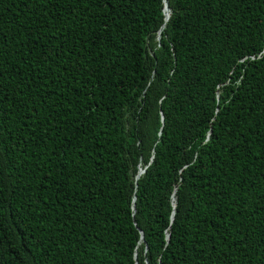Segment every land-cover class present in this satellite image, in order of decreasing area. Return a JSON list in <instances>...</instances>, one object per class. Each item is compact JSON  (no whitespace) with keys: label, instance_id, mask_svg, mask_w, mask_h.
Segmentation results:
<instances>
[{"label":"trees","instance_id":"trees-1","mask_svg":"<svg viewBox=\"0 0 264 264\" xmlns=\"http://www.w3.org/2000/svg\"><path fill=\"white\" fill-rule=\"evenodd\" d=\"M167 3L0 0V264H264V0Z\"/></svg>","mask_w":264,"mask_h":264},{"label":"water","instance_id":"water-1","mask_svg":"<svg viewBox=\"0 0 264 264\" xmlns=\"http://www.w3.org/2000/svg\"><path fill=\"white\" fill-rule=\"evenodd\" d=\"M167 9L168 11H169V15H170V9H169V7H168V3H167V0H164V9ZM169 15H168V17H165V21H167L168 20V18H169ZM159 36H158V40H159ZM144 173V170H141V173H139V171H138V173H137V175H136V180L140 177V175H142ZM173 200V206H175V199L173 198L172 199ZM141 233V232H140ZM169 237V235H167V238ZM141 240H143V235H142V233H141Z\"/></svg>","mask_w":264,"mask_h":264},{"label":"bare ground","instance_id":"bare-ground-1","mask_svg":"<svg viewBox=\"0 0 264 264\" xmlns=\"http://www.w3.org/2000/svg\"><path fill=\"white\" fill-rule=\"evenodd\" d=\"M164 15H165V17H168V15H169V11L165 8L164 9ZM141 170H143V169H139V173H141Z\"/></svg>","mask_w":264,"mask_h":264}]
</instances>
